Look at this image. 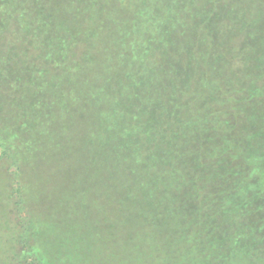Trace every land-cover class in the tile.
Wrapping results in <instances>:
<instances>
[{"label": "trees", "instance_id": "16d2710c", "mask_svg": "<svg viewBox=\"0 0 264 264\" xmlns=\"http://www.w3.org/2000/svg\"><path fill=\"white\" fill-rule=\"evenodd\" d=\"M0 39V264L264 252V0H0Z\"/></svg>", "mask_w": 264, "mask_h": 264}, {"label": "rangeland", "instance_id": "374dc122", "mask_svg": "<svg viewBox=\"0 0 264 264\" xmlns=\"http://www.w3.org/2000/svg\"><path fill=\"white\" fill-rule=\"evenodd\" d=\"M219 19H221V18H219ZM231 36L230 35H227L226 37H225V39H229ZM231 39V38H230ZM0 41H1V39H0ZM236 44H239V45H241V40L239 39V40H237V42H236ZM233 53V55L235 54V51H233L232 52ZM233 59V58H232ZM232 62H233V64H235L236 65V67H237V63H239V61H238V58L235 56V58L232 60ZM9 124V123H8ZM3 126V125H2ZM7 125H5V126H3V129L6 131V129H5V127H6ZM2 128V127H1ZM0 128V129H1ZM8 132V131H7ZM9 133H11V132H9ZM2 150H3V147L2 146H0V155H1V153H2ZM26 151V152H25ZM23 150V152H25V153H27L28 151L27 150ZM26 156H28L27 154H26ZM3 161L2 160H0V163H2ZM3 164V163H2ZM8 168L7 166H5V165H3V166H1L0 168ZM15 168H14V166H11L10 167V171L12 170H14ZM30 172H31V170H30ZM30 175H31V173H30ZM24 178H25V180L27 179V175H24ZM0 180H1V177H0ZM41 180H42V183H44L45 181H48V177L47 176H42V178H41ZM0 184L2 185V182L0 181ZM0 193H1V189H0ZM38 200V202H36ZM42 200H44V196L42 197H40V196H35V190L34 189H31L30 188V208H32V207H34V205L36 204L37 206H39V204L38 203H40V201H42ZM15 201H16V199L14 198V199H12V201H10L7 205H8V207H9V209H10V217H11V221H10V226H14L15 225V222H16V220H18L19 221V218L21 217V216H25V212L22 210V207H20V209H19V206H17V205H15ZM86 200H84V202H85ZM91 205L89 206V207H87V208H85V212L87 213V216H89V217H92L93 215H96L97 213H100L102 216H103V220H102V224L103 225H105V226H107L106 224H108V225H110L111 223H112V215H111V211L107 208V203H105V202H102L101 200H99V199H97L96 201H93V202H91L90 203ZM35 205V206H36ZM64 205H66V202H64ZM45 210V209H44ZM5 212V208H0V214H2V213H4ZM41 214V213H40ZM46 214H48L47 212H46ZM42 215V214H41ZM43 216V215H42ZM44 217V216H43ZM107 217H109V218H107ZM45 218V217H44ZM98 227H100V224H98ZM108 227V226H107ZM110 227H111V225H110ZM82 250H80V254H79V259L81 260L83 257H82V251H83V248H81ZM85 251V250H84ZM105 251V252H104ZM262 256H264V252L263 251H258L257 250V252H255V255L254 256H252L251 257V259H250V263L251 264H264V261H263V258H262ZM91 259L92 260H96L97 259V263H99V264H104V263H106V264H108V263H111V264H120V262L119 263H116L115 262V260H113V258H112V254H111V256H110V253H109V251H106V250H103V248H102V243L101 242H99V243H97L96 244V246H95V251H94V253L93 252H91ZM242 260L245 262V261H248L249 260V256H247V257H244V258H242Z\"/></svg>", "mask_w": 264, "mask_h": 264}]
</instances>
